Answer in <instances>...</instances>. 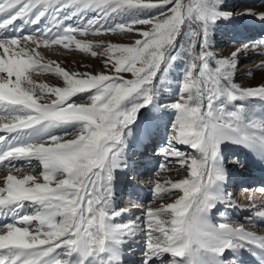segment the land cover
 <instances>
[{
	"label": "snow or ice",
	"instance_id": "6c2138e0",
	"mask_svg": "<svg viewBox=\"0 0 264 264\" xmlns=\"http://www.w3.org/2000/svg\"><path fill=\"white\" fill-rule=\"evenodd\" d=\"M221 4L0 0V216L12 220L0 224V264H125V245L131 253L132 244L141 245L139 264H236L225 253L241 249L264 255V236L211 219L217 205L231 200L222 146L244 148L264 162V84L234 82L240 55L264 56V41L216 58L212 28L233 15ZM28 25L35 27L26 31ZM129 33L138 37L130 45L76 38ZM41 46L90 52L103 59L104 71L65 70L44 61ZM179 59L176 98L161 105L173 113L159 151L164 159L153 174H187L155 181L153 199L172 202L123 222L117 218L125 210L112 207V181L129 167L130 126ZM42 73L63 86L36 84L32 76ZM250 207V224L264 220V202Z\"/></svg>",
	"mask_w": 264,
	"mask_h": 264
},
{
	"label": "rangeland",
	"instance_id": "374dc122",
	"mask_svg": "<svg viewBox=\"0 0 264 264\" xmlns=\"http://www.w3.org/2000/svg\"><path fill=\"white\" fill-rule=\"evenodd\" d=\"M220 10L223 12L232 13L233 15L229 18L217 20L215 26L212 28L210 34V43L212 46L210 50L214 53L216 58H228L230 57L232 52L236 51L244 44L252 45L256 44L257 41H264V20L259 19V15L264 13V0H222ZM16 23L19 24L20 22L17 21ZM33 27L35 26H25V30L31 31ZM76 38L93 43L103 42L105 44L116 43L130 45L134 43V40L138 37L134 33H129L123 36L104 34L95 36L89 35L87 37L77 36ZM29 47H32V45H29ZM93 50L100 52V49ZM37 51L40 53V55L43 56L44 61H52L54 62V64H59L63 69L68 71H76L81 73L90 72L93 74L104 71V61L101 57H92L90 52H79L78 50H75L74 46L72 50L60 48L59 46H52L51 49L41 46L39 49H37ZM239 61L240 63L234 76V82L236 84L241 87H248L258 86L264 82V68L258 67V65L264 62V56L259 55V53L256 51H250L247 54L242 53L239 57ZM183 67L184 61L182 59L177 60L175 64L170 66L168 72L165 74V84L162 90L158 91V94L154 99L153 104H150L147 108H142L137 114L136 123L130 126L131 131L133 132V130L136 129L137 122L139 120H149V127L151 132L150 134L154 142L153 145L148 149V151H151L153 147H163L167 141L169 135V127L173 119V113L167 111L165 108L161 107V105L170 104L175 100L178 91L179 80L182 76ZM249 71H251V75H249ZM124 76L128 79L131 78L130 73H125ZM32 79L36 84L43 83L50 87L63 86L62 79L53 75L52 73L34 74L32 76ZM73 99L79 102L78 97H73ZM253 103L258 102L253 101ZM56 131H59V129ZM0 135H5V133L0 132ZM180 147L185 152L192 151L186 146ZM222 154H224L223 149L221 155ZM124 158L126 162L130 164L129 169H126L124 172L118 171L119 176H122L125 179L134 178L136 175V171L142 169V167L140 166V164L142 163V158H131L130 156L127 157L126 151ZM246 159V156H241L239 158V162H245ZM170 167L172 166L170 165ZM242 171L243 170H241V168L238 169V171L236 172L237 175L239 176L240 174L241 176L243 174ZM163 174L164 175H162L163 177L160 182H163L165 178H170L173 180L182 178V176L175 177L176 171L174 169L172 171L164 172ZM167 174L170 175L168 176ZM249 176L247 177V179L249 181H253L254 177L251 176V178H249ZM117 181V176L114 173V178L112 181V207L116 210H125L124 217L117 218L118 220H122L123 222L134 220L136 216L141 215V213L149 207L156 208L162 202H172L171 199L166 201L154 200L152 195L153 187H146L143 191H139L137 189L129 188L128 185L130 183L128 184L127 181L124 185L121 186V190H119L120 196H118L120 199V203L119 205H117V207H114L119 200H117L116 197L113 198L114 193L116 192L115 189ZM127 190L129 192H127ZM231 190L232 188L229 189L230 192ZM130 200L132 201V204L127 205V202H129ZM224 211L225 215H227L226 210ZM213 214L214 213H212V217L214 216ZM140 251V244H132L131 253H129L128 251V245H125L126 258H129L133 255L140 257ZM238 253H241V251H239ZM233 254L236 253L227 252L225 253V256L228 257L230 260H236L237 258L233 257ZM137 263L139 264V262ZM126 264L132 263L127 262ZM236 264L241 263L236 262Z\"/></svg>",
	"mask_w": 264,
	"mask_h": 264
},
{
	"label": "bare ground",
	"instance_id": "6f19581e",
	"mask_svg": "<svg viewBox=\"0 0 264 264\" xmlns=\"http://www.w3.org/2000/svg\"><path fill=\"white\" fill-rule=\"evenodd\" d=\"M262 84H264V82ZM149 123L150 122L148 119L139 120L137 122L136 129L133 130L132 132L133 136H135L136 139L134 140L133 136H130L128 138V140L133 141V143L130 149H126L127 157L129 156L131 158L141 157L142 163L140 164V166L142 167V169L136 171L135 177L131 179L129 178L125 179L122 176H119L118 171L115 172L118 181L115 189L116 192L114 193L113 198L116 197L117 200L119 199L120 196L119 190H121L120 189L121 186L124 185L125 182L127 181L128 184L130 183L128 185L129 188L143 191L146 187H153L155 181L162 180L163 177L162 175H164L163 174L164 172H161L159 176L153 174L159 162L162 161L164 158L161 155H159V151L162 147H158V148L153 147L151 151L150 150L148 151V149L153 145L154 142L150 134L151 132H150ZM222 149H223V153L225 154V155L224 154L221 155L222 164L224 169L228 173V178H227V182L224 185V189L226 190V193L231 194V200H230V206L225 204L217 205V208L213 210L214 216L211 218L212 222L214 224L227 222L233 226L243 225L246 230L253 231L258 236H264V220H257L255 224H250L249 221L246 219L247 217H253L254 209L250 207L252 203H255L257 206H260L262 202H264V162L260 161L253 153L249 152L244 148L228 145V146H222ZM241 156H246L247 157L246 161L237 163V161H240L239 158ZM128 165L130 164L128 163ZM240 168L241 170H243L242 171L243 174L241 176L244 177L246 176L245 177L246 180H239L238 176H236L237 175L236 172ZM128 169L129 167L127 168V170ZM229 174H232L234 178H229L230 177ZM167 175L169 176L170 174ZM175 175H176L175 177L178 176L177 172ZM184 175H186L185 172H182L180 174V176L182 177ZM249 175L254 177L253 178L254 182L252 180L249 181L247 179ZM251 176H249V178H251ZM229 179L230 180L233 179V182H231V184H228ZM230 188H232L231 192L229 191ZM245 189H247L248 191H245ZM127 192L129 191L127 190ZM249 197H252L253 199L250 200ZM131 202H132L131 200L127 202L128 203L127 205L132 204ZM119 203H120V199L118 200V202L114 207H117ZM112 206H113V201H112ZM224 210H226L227 215L222 216L221 213H225ZM9 222H12L10 217L0 216V224L9 223ZM240 251L241 253L237 252L236 254H233L234 255L233 257L237 258L235 262L241 264H264V255L260 254L258 250L241 249ZM253 252H256V254L254 255ZM139 259L140 257H137L136 255H133L129 258H126L125 255V264L127 262H130L132 264H138L137 262H139Z\"/></svg>",
	"mask_w": 264,
	"mask_h": 264
}]
</instances>
